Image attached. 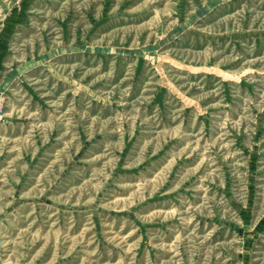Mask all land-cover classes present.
Returning a JSON list of instances; mask_svg holds the SVG:
<instances>
[{
  "label": "rangeland",
  "instance_id": "obj_1",
  "mask_svg": "<svg viewBox=\"0 0 264 264\" xmlns=\"http://www.w3.org/2000/svg\"><path fill=\"white\" fill-rule=\"evenodd\" d=\"M13 11L0 264H264V0Z\"/></svg>",
  "mask_w": 264,
  "mask_h": 264
},
{
  "label": "crops",
  "instance_id": "obj_2",
  "mask_svg": "<svg viewBox=\"0 0 264 264\" xmlns=\"http://www.w3.org/2000/svg\"><path fill=\"white\" fill-rule=\"evenodd\" d=\"M18 13L16 11H13L10 14L9 20L4 25L1 26L2 29H0V91H4L6 88L12 85L13 81L16 79V74L13 75L14 70H5L7 69L8 65V46L11 34L13 32L14 26L19 22ZM4 28V30H3ZM8 30V31H7ZM3 136V130H2V123H0V137ZM5 169V168H4ZM3 167L0 168V174L2 173Z\"/></svg>",
  "mask_w": 264,
  "mask_h": 264
},
{
  "label": "built area",
  "instance_id": "obj_3",
  "mask_svg": "<svg viewBox=\"0 0 264 264\" xmlns=\"http://www.w3.org/2000/svg\"><path fill=\"white\" fill-rule=\"evenodd\" d=\"M3 114V103L2 100L0 99V118L2 117Z\"/></svg>",
  "mask_w": 264,
  "mask_h": 264
}]
</instances>
